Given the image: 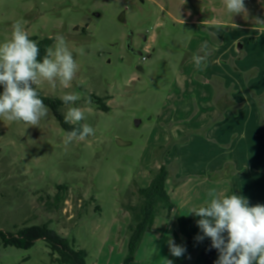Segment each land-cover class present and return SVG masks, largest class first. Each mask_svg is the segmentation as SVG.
<instances>
[{
	"label": "rangeland",
	"instance_id": "obj_1",
	"mask_svg": "<svg viewBox=\"0 0 264 264\" xmlns=\"http://www.w3.org/2000/svg\"><path fill=\"white\" fill-rule=\"evenodd\" d=\"M251 1L244 0L247 15L233 16L225 0H0V43L10 38L12 24L22 20L29 37L62 34L70 46L84 47L70 87L52 88L45 81L37 90L52 99L77 93L80 99L73 106L85 111L81 123L95 133L65 147L66 131L49 107L36 127L0 117V229L13 233L47 225L62 238L74 239L76 250L87 252V264H124L131 215L123 203L136 191L135 184L173 159L176 144L194 135L188 131L178 139L172 134L191 126L187 121L206 93L200 88L208 76L205 70L215 72L210 63L221 31L235 30V25L252 29L257 40L243 49L248 55L226 64L245 70L247 81L264 79V25L246 21L264 16V7L257 13ZM205 43L207 66L198 69L192 58L202 54ZM92 95L107 98L110 109H99ZM65 110L60 107L62 114ZM208 129L196 134L209 136ZM173 141L170 154L162 158L159 149ZM235 147L230 155L244 153L245 146ZM197 149L193 143L181 154L189 157ZM173 160L169 164L178 169ZM59 186L67 189L59 191ZM57 193L66 194L65 201L50 209ZM252 200L250 206L264 205V197ZM169 239L175 241L173 230L161 236L148 233L131 264H166ZM0 264L59 263L40 239L30 249L0 245Z\"/></svg>",
	"mask_w": 264,
	"mask_h": 264
},
{
	"label": "crops",
	"instance_id": "obj_2",
	"mask_svg": "<svg viewBox=\"0 0 264 264\" xmlns=\"http://www.w3.org/2000/svg\"><path fill=\"white\" fill-rule=\"evenodd\" d=\"M251 4L256 6L255 10L258 13L261 12L259 9L263 10L264 0H252ZM257 15L251 16L246 21L255 22V18L264 20V16ZM235 28L234 31H221L220 37H216L218 45L213 48L215 55L210 63V67L215 69V72L205 70L208 76L201 83L204 88H200L206 93H202L197 101V110L187 121H190L191 126L182 127L172 134L179 139L188 131L194 132L187 143L176 144L172 149L170 155L178 161L179 168H175V163L169 164L174 161L172 158L171 161L166 160L171 167L166 189L172 198L174 209L169 219L160 217L156 220L153 232L157 235H163L166 230H173L175 233L179 228L178 220L181 217L192 218L194 214L188 215L189 210L202 206L209 200L210 189H216L220 196L230 193L241 195L249 199V202L253 201L252 198L260 201L261 197H264V139L260 129L261 112L256 100L251 97L252 93L263 95L264 79L259 81L252 78L247 81L243 75L245 70L239 66L235 69L226 64L230 60L235 62L240 59L244 53L248 55L243 49L257 40L252 29L238 30L236 26ZM212 77H219L220 81L217 80L214 83L211 81ZM217 84L229 97L225 99L227 104L218 103L221 96L218 93ZM231 102L240 104L243 108L233 112ZM221 106L227 108L224 119L211 126L210 123L219 117ZM192 112L193 108L188 113ZM203 129H208L209 136L196 134L202 133L199 130ZM230 140L231 143L234 141L233 144L226 146ZM193 143L198 144L200 149L189 153V157H183L181 152L189 149ZM241 144L245 146L244 153L230 155L234 146L239 149ZM233 164H235L236 173L232 171ZM160 167L161 164L152 171ZM214 172L220 173L216 175L219 176L218 178H213ZM151 180L152 175L140 182V187L149 186Z\"/></svg>",
	"mask_w": 264,
	"mask_h": 264
},
{
	"label": "clouds",
	"instance_id": "obj_3",
	"mask_svg": "<svg viewBox=\"0 0 264 264\" xmlns=\"http://www.w3.org/2000/svg\"><path fill=\"white\" fill-rule=\"evenodd\" d=\"M225 6L233 16L247 15L244 0H225ZM25 23L15 21L10 38L0 43V85L3 86L0 117L36 127L49 112L37 87L45 81L52 88L70 87L79 71L76 57H83L85 49L82 45L70 46L62 34H57L54 43L45 47L42 59H38L39 43L29 37ZM255 24L264 25V20L255 18ZM200 52L192 58L198 69L207 66L210 54L207 43L201 46ZM60 99L66 109L64 122L75 126L65 133V147L94 135L92 126L81 123L86 119L85 111L73 106L80 96L67 92ZM208 197L202 206L191 208L188 215L200 217L197 225L203 235L196 239H211V247L219 253L215 264H264V205L250 206L246 197L220 196L216 189H210ZM168 246L174 257H181L186 251L173 239L168 240ZM165 259L166 264H173L172 260Z\"/></svg>",
	"mask_w": 264,
	"mask_h": 264
},
{
	"label": "trees",
	"instance_id": "obj_4",
	"mask_svg": "<svg viewBox=\"0 0 264 264\" xmlns=\"http://www.w3.org/2000/svg\"><path fill=\"white\" fill-rule=\"evenodd\" d=\"M30 38L39 43L40 56L38 59H42L45 47L54 43V38L50 37L39 38L35 36ZM216 86L221 96L218 103L224 102L226 98L229 99L227 94L221 90V86L218 84ZM252 96L257 100L261 111V135L264 139V97L258 96L255 93H252ZM40 97L43 99L44 104L51 109L63 130L67 132L75 127L74 125L64 122V116L60 112V107L63 106L61 99H52L42 95H40ZM106 99L107 98L93 95L91 97V100L99 109L108 111L110 108L105 102ZM224 103L227 104V102ZM231 103L235 111H238L237 109L242 107L240 104ZM226 110L227 108L221 106L219 117L210 125L223 120ZM189 137L190 136L187 135L180 141L185 142ZM174 141L159 149V154L162 158L170 154ZM151 174L152 180L149 186L143 188L135 184L136 191L131 192L127 200L123 203L124 209L131 215V221L128 224V252L125 256L124 264H131L135 261L146 235L153 232L156 220L160 217L169 219L174 209V203L166 189V184L171 174V167L162 163L161 167L156 171H152ZM214 177L218 178L219 176L214 175ZM62 189H67V187H58L59 191ZM231 194L232 193L228 195ZM65 198L66 194L62 195L61 193H57L53 206L50 207V209H59L60 204L65 201ZM199 219L200 217L194 215L192 218L181 217L178 220L179 228L174 233V242L184 247L186 251L181 257L170 255V260L173 261V264H215V261L218 259L219 253L215 248L211 247L212 242L210 238L204 237L203 240L196 239L197 236L203 235L197 225ZM224 235L227 234L225 233ZM40 239L47 242L53 261H57L59 264H87V252L85 250H76L74 239L70 241L62 238L55 234V231L49 229L47 225L24 226L18 228L16 232L13 233H6L0 229V245L3 246L30 249L34 246L35 242Z\"/></svg>",
	"mask_w": 264,
	"mask_h": 264
},
{
	"label": "water",
	"instance_id": "obj_5",
	"mask_svg": "<svg viewBox=\"0 0 264 264\" xmlns=\"http://www.w3.org/2000/svg\"><path fill=\"white\" fill-rule=\"evenodd\" d=\"M139 124V123H138Z\"/></svg>",
	"mask_w": 264,
	"mask_h": 264
}]
</instances>
